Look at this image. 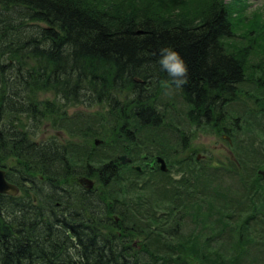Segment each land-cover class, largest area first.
<instances>
[{"label":"trees","instance_id":"obj_1","mask_svg":"<svg viewBox=\"0 0 264 264\" xmlns=\"http://www.w3.org/2000/svg\"><path fill=\"white\" fill-rule=\"evenodd\" d=\"M240 2L233 0L242 7ZM239 16L249 34L264 35L257 18L246 23ZM236 26L235 11L224 0H0V168L21 190L18 196L0 194V264L255 262H245L249 254L240 244L252 239L248 221L237 225L217 200L198 209L191 203L193 171L184 176L183 193L174 195L182 202L174 211L169 206V214L178 216L191 205L196 212L181 220L197 226L195 221L202 220L200 230L214 217L217 231L239 237L241 250L233 256L222 253V235L215 230L205 238L204 252L192 250L187 244L195 246L199 236L185 234L181 222L168 229L151 228L157 232L149 243L142 221L154 220L158 226L155 211L160 204L147 190L124 201L104 190L78 191L72 182L80 176L96 178L109 191L121 179L124 166L119 170V161L104 157L79 171L67 146L36 142L30 130L32 121L58 118L78 105H107L118 141L136 143L131 125L138 132L171 128L166 124L171 104L161 100L162 82L170 79L158 63L164 47L179 52L189 68L187 85L172 91L187 106V118L198 126L218 127L247 78L249 52L235 53ZM261 64L251 69L253 76L261 72L254 77L257 91L252 97L255 111L264 113ZM41 92L53 93L54 99L39 97ZM258 135L252 152L234 153L236 160L227 162L233 173L246 176L252 197L264 190V177L250 174L254 163L264 161V129ZM9 160L16 164L7 165Z\"/></svg>","mask_w":264,"mask_h":264},{"label":"rangeland","instance_id":"obj_2","mask_svg":"<svg viewBox=\"0 0 264 264\" xmlns=\"http://www.w3.org/2000/svg\"><path fill=\"white\" fill-rule=\"evenodd\" d=\"M224 1L235 11L236 36L232 40L237 48L235 53L249 52V56L245 66L247 78L239 85V93L234 96L233 103L230 102L226 106L227 115L218 127L194 124L187 118V106L180 99L179 94L171 92L161 95V100L171 104L166 124L171 123L172 127H161L158 131L147 129L138 132L131 125L129 131H133L134 138L131 140H135L134 144L126 139L120 141L116 139L117 131L113 128L115 124L109 118L113 111L106 109L107 105L68 107L58 118L48 117L32 121L30 130L35 133L36 142L43 140L67 146L72 161L79 171H85L89 164L95 166L94 163L101 161L104 157H106L105 161L107 159L119 161L125 156L127 160L125 164H122L124 168L121 179L119 177V183H115L108 191L103 189L96 178H90L94 183V188L92 187L91 190L114 193L115 196H121L124 201H130L146 190L145 194L149 197L152 194L153 200L160 206L159 210L155 211L158 226L154 220L142 221L143 232L148 235L144 239H149V243H152L157 232L153 231L155 227L168 229L181 222L185 225V234L193 233L199 236V243L195 246L187 244L188 247H193L192 250L198 249L199 252H204V241L215 230V235H222L221 241L224 242L222 253L233 256L241 250L237 246L239 237H232L225 230L217 231L214 217L206 221L208 227L202 230H200L203 226L202 220L195 221L199 223V226L190 219L184 222L181 220L185 215L189 213L193 215L198 208L205 207L204 204L209 201L217 200L219 209L222 211L225 209L227 215H232L237 225L240 224L239 222L248 221L252 239L248 240V243L240 241L245 248L242 250H246L245 252L249 254L245 256V262L252 263L254 259L253 264H264V190L259 192V196L252 197L249 189L253 188L251 184L245 185L246 176L233 173L234 170L227 165L228 158L236 160L234 153L252 152L255 140L259 138L258 134L264 129V113L255 111V101L252 97L257 91V79L254 77L261 72L253 76L251 70L256 63L264 65V35L261 34L262 36L258 37L255 33L249 34L248 25L238 22L241 17L239 15L242 14L246 23L257 18L259 25L264 27V0H241L242 7L235 5L233 0ZM199 2L203 3L205 0H199ZM39 97L54 99L51 92H41ZM118 98L120 103H124L123 96L119 95ZM21 119L23 122L27 121L25 117ZM97 140L99 144H96ZM118 148L123 149L124 152H117ZM159 157L166 162L168 170L163 173H168L167 175H161L156 170L158 167V170L162 172L160 163L157 162ZM150 158L148 163H144L143 160ZM14 163L16 164L15 160H9L7 165L11 166ZM261 166H264V161H257L250 167L251 178L260 177L259 171L264 170ZM190 171L194 174L189 181L193 191V196L189 197V200L197 205V209L195 212L191 211L192 206L188 204L181 208L178 216L175 212L171 215L170 207L174 211L177 208L175 205L182 202V199L176 202L174 195L177 196L178 191L183 193L184 176H189ZM83 177L85 176L76 177L72 181L73 184H77L78 191L80 188L81 190L87 188L86 184L79 183V179ZM42 186H45L43 182ZM253 195L256 194L253 192ZM199 214L197 212L195 216ZM253 215L254 218L250 219Z\"/></svg>","mask_w":264,"mask_h":264},{"label":"clouds","instance_id":"obj_3","mask_svg":"<svg viewBox=\"0 0 264 264\" xmlns=\"http://www.w3.org/2000/svg\"><path fill=\"white\" fill-rule=\"evenodd\" d=\"M158 63L170 78L163 81L161 85L165 89V94H170L174 89H182L187 85L189 68L179 52L170 47L161 48Z\"/></svg>","mask_w":264,"mask_h":264},{"label":"water","instance_id":"obj_4","mask_svg":"<svg viewBox=\"0 0 264 264\" xmlns=\"http://www.w3.org/2000/svg\"><path fill=\"white\" fill-rule=\"evenodd\" d=\"M96 144H99L98 140L96 141ZM126 160L127 159L125 156L121 157V161L123 164L126 163ZM157 162L160 163V168L163 172H166L168 170L166 162L162 157H159L157 159ZM259 173L263 174L264 172L260 171ZM79 182L81 184H86L88 189H92V187H94L93 181L89 178L80 179ZM19 193H20V188L17 185L9 182L7 179L6 171L0 168V194L17 196Z\"/></svg>","mask_w":264,"mask_h":264},{"label":"flooded vegetation","instance_id":"obj_5","mask_svg":"<svg viewBox=\"0 0 264 264\" xmlns=\"http://www.w3.org/2000/svg\"><path fill=\"white\" fill-rule=\"evenodd\" d=\"M119 161H120V163L121 164H123L122 162H121V158L119 159ZM122 169V165L119 167V170H121ZM85 177H87V176H85ZM89 178V177H88Z\"/></svg>","mask_w":264,"mask_h":264}]
</instances>
